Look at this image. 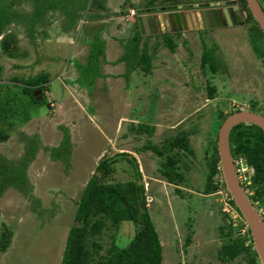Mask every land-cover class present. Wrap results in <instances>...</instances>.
Here are the masks:
<instances>
[{
    "label": "rangeland",
    "instance_id": "1",
    "mask_svg": "<svg viewBox=\"0 0 264 264\" xmlns=\"http://www.w3.org/2000/svg\"><path fill=\"white\" fill-rule=\"evenodd\" d=\"M143 1H137V6L141 7ZM17 8L31 10L27 3ZM63 19L58 11L49 13L48 23L36 26L34 42L23 24L11 23L6 29L15 36L10 54L0 45L5 82L11 76L24 78L42 72L52 78L45 85L41 105H31L29 96L19 92L15 97L19 88L0 86L5 88L0 89V97H11L9 104L3 103L6 111L0 113V126L10 133L6 141L0 142V156L16 166L34 144L26 168L29 192L25 194L10 186L0 196V236L5 229L12 231L9 247L6 251L0 249V264H61L83 189L102 156L119 152L132 154L138 162L147 206L163 245V264H243V255L226 263L218 257L222 244L220 227L227 226V213L234 210L232 220L237 233L246 231L245 226L237 228L236 211L222 178L218 177L216 191L206 193L205 189L209 141L214 139L221 122L219 111L249 109L256 102L254 111L264 115V63L253 50L248 27L232 22L185 30L184 35L175 36L178 45L174 51L166 46L158 49L151 73L144 74L139 69L134 79L130 76L113 83L118 90L108 96L109 93L98 91L103 80L97 81L93 89L74 80L77 69L73 59L80 60L86 51L76 46L78 55L74 56L73 46L68 48L78 32L71 30L68 37L62 36ZM129 35L130 32L124 34ZM161 40L156 35L149 39L150 52ZM204 48L214 49L220 59V69L214 74H204L202 70ZM209 85L216 87L213 98L208 94ZM124 88L130 91L122 92ZM25 115L33 119L24 123ZM139 123L152 126V134L136 131ZM181 130L192 131L194 154L183 157L185 180L175 186L159 171L161 158L143 146L149 140L162 145ZM66 134L72 145L69 164L54 160L47 149L58 146ZM241 161H237L239 170ZM131 170L128 161L121 159L114 176L128 179ZM135 229L134 223L124 222L119 230L105 232V246L112 235L126 246ZM188 235L191 241L186 243Z\"/></svg>",
    "mask_w": 264,
    "mask_h": 264
},
{
    "label": "trees",
    "instance_id": "2",
    "mask_svg": "<svg viewBox=\"0 0 264 264\" xmlns=\"http://www.w3.org/2000/svg\"><path fill=\"white\" fill-rule=\"evenodd\" d=\"M203 1L212 0H144L142 7ZM259 1L264 8V0ZM97 2L98 0H0V35L3 34L0 45L2 50L9 55L12 43H14V34L6 32L11 23L23 24L31 41L34 42L36 26L47 24L49 13L58 11L63 14L62 27L70 29L82 18L83 13H86L87 17H92L89 11L95 8ZM235 2L239 9L246 13L244 25L248 27V34L255 54L264 63V33L248 8L246 0H235ZM21 3L29 4L31 10L24 12L18 9L17 7ZM75 4L77 7L74 6ZM123 12H125L124 8ZM156 36H160L162 40L155 43L153 52H150L149 49V39L152 35L146 36V40L142 41L144 36L138 30L126 41L124 44L125 51L120 59L125 61L129 71L137 68L146 74L151 73L154 66L153 59L158 49L161 46H166L174 51L178 45L175 36L180 37L181 32H160ZM98 46H100V41L95 37L88 61L85 65H79L82 70L79 81L92 84L93 79L98 76L96 69L100 53ZM220 66V59L216 56L214 49L204 48L201 57V67L204 74H207V71L214 74L220 69ZM85 76L86 79L83 80ZM51 80L50 74L42 72L24 78L11 76L6 83L0 66V86H4L6 89L19 88L20 91H15L14 96L16 97L18 92L26 97L29 96L28 102L31 105L42 104L43 96H45V85ZM38 89L42 91L39 96L35 94ZM215 92L216 87L209 85L208 94L210 98L214 97ZM10 101V96L9 98L7 96L0 97V113L6 111L7 107L4 104H9ZM255 105L256 102H252L251 110H255ZM234 111L236 110L225 113L220 110L218 115L221 122ZM30 117L31 115H25L24 121H28ZM132 125L134 128L135 125ZM218 129L214 134V139L209 141L211 153L207 157L209 172L206 193L216 191L220 184L218 177L222 178L217 148ZM65 131L67 130L65 129ZM136 131H146L152 134V126L139 123ZM9 134L7 129L0 126V142L6 141ZM191 134L192 131L181 130L175 136L167 138L162 145L149 140L143 146L144 149L152 150L161 158L159 171L167 182L175 186L185 180V173L182 169L183 157L187 154H194L190 142ZM230 145L233 158H245L248 166L252 168V187L257 190V195L264 193V131L255 124L240 123L231 131ZM71 146L69 135L66 134L58 146L47 147V149L54 160L61 159L69 164ZM33 151L34 144L32 143L27 149V155L16 166L8 163L0 156V196L10 186L23 191L25 194L29 192L26 168L32 159ZM121 159L128 161L132 168L131 177L124 180L114 176L116 164ZM221 182L223 188L226 189L223 179ZM229 202L239 217H242L234 200L230 198ZM143 203L144 207L142 206ZM227 216V226L220 227L222 244L218 249V257L221 263L230 262L237 256L243 255L245 259L243 264H259L260 260L254 249L250 229L247 228L244 233H237L230 214L227 213ZM124 222H131L136 226L135 233L129 243L122 246L118 236L112 235V240L105 246L104 233L113 228L119 230ZM237 226L243 227L244 224H237ZM11 237L12 231L5 229L0 236L1 251L7 250L11 243ZM190 241L191 235H188L186 243ZM163 259V245L147 206L146 187L142 182V173L136 158L128 152L102 156L77 201L74 222L68 232L61 264H163Z\"/></svg>",
    "mask_w": 264,
    "mask_h": 264
},
{
    "label": "crops",
    "instance_id": "3",
    "mask_svg": "<svg viewBox=\"0 0 264 264\" xmlns=\"http://www.w3.org/2000/svg\"><path fill=\"white\" fill-rule=\"evenodd\" d=\"M137 1L140 0H98L95 8L89 11L90 16L92 17H87V14L83 13L82 18L79 19L74 27H71L70 29H64L62 27V36L68 37L71 30H76L78 32L74 41L70 43L74 44L70 47V44H67L69 49L73 46L76 53L74 56L78 55L76 52V46L80 45V47L82 46L81 48L86 51L80 60H77V58L73 59L74 65L77 69V77L74 80L81 86L86 88L91 87L90 89H93L94 84L97 81L103 80L102 87L98 89V91H105V95L109 93L108 96H112L113 92L118 90V87L115 86L116 84L114 85L113 83L126 80L130 76L133 78L135 77L134 74L137 73L136 71H139L137 68L129 71L125 61L120 59L125 51L124 44L138 30L144 36L142 41L146 40V36H154L160 32H154L153 29H151V33H148L146 29L140 25L138 21V16L140 14L139 10L144 7H142V5L141 7H138ZM126 5H128L127 8L124 7ZM123 8L125 9V12H123ZM132 8L136 10L135 15H130V10ZM126 32H130V35L127 37L124 36ZM95 37L100 41V46H98L100 53L96 64L98 76L95 77V81H93L92 84L85 82L81 83L79 78L82 75V70L79 65H85L88 61V56L93 48L92 46ZM49 57L50 56H48V58ZM125 91L129 92L130 89L124 88L122 90V92ZM32 119L33 118L30 117L28 121H31ZM28 121H24V123Z\"/></svg>",
    "mask_w": 264,
    "mask_h": 264
},
{
    "label": "water",
    "instance_id": "4",
    "mask_svg": "<svg viewBox=\"0 0 264 264\" xmlns=\"http://www.w3.org/2000/svg\"><path fill=\"white\" fill-rule=\"evenodd\" d=\"M246 2L253 17L264 33V8L261 2L259 0H246ZM197 6L198 5H195L194 8ZM177 7L178 9L182 8L183 10L181 12H164V16L162 17L155 15L157 14V12L155 13V10L159 11L160 8H141L139 10L140 14L138 16V21L148 33H151V29L155 32L157 28L164 27V24L172 25L173 27L177 25L178 28L181 29L182 24L186 27V23H191L192 21L191 18L187 17L185 14V10L189 9L187 5ZM234 8L237 10V14H240L238 6H235ZM202 16L207 26V20L204 12H202ZM227 19L229 20L228 23L232 24L228 14ZM41 92L42 91L38 89L35 91V94H41ZM240 123L255 124L264 131L263 114L249 109H240L230 113L221 122L218 129L217 148L220 159V169L226 189L231 198L234 200L235 206L240 211L242 216L241 219L247 223L253 240L254 249L256 250L261 263L264 264V218L260 214L258 208L251 202L240 182L230 145L231 131ZM142 206H145L144 203Z\"/></svg>",
    "mask_w": 264,
    "mask_h": 264
},
{
    "label": "flooded vegetation",
    "instance_id": "5",
    "mask_svg": "<svg viewBox=\"0 0 264 264\" xmlns=\"http://www.w3.org/2000/svg\"><path fill=\"white\" fill-rule=\"evenodd\" d=\"M184 5H187V7L189 8L188 10H185V14L187 17H190L191 21H192L191 23H189V22L186 23L187 28L183 24L181 25L182 26L181 29H179L177 25L173 27L172 25L164 24V27L157 28L156 31L172 32V33L173 32L174 33L175 32H181V34H183L185 30H186L185 32H188V31H193V30L210 28L211 26L215 27V26L228 25L229 20L227 19V14L230 17L231 22H233L234 24H236V23L244 24V19L246 16V13L239 9V6L235 2V0H231V1L230 0H221L219 2H207L206 1V2H193V3H185V4H170V5L167 4L165 6H162V5L161 6H151V7H146V8L147 9L160 8L159 11L155 10V13L157 12V14H155V15L162 17V16H164L163 15L164 12H167V11L181 12L183 9L182 8L178 9L177 6H184ZM195 5H198V6L196 8H194ZM174 6H176V7H174ZM235 6H238V10L240 11V14H237V10H235V8H234ZM202 12L205 13L206 20H207L206 21L207 26H206V23L203 19ZM240 16H241V18H240ZM238 110H240V109H238ZM249 110H251V107L249 108ZM242 158H240L242 160L241 161V163H242L241 164V167H242L241 170H239V168H237L238 159H234L236 169L238 171L240 182H241L243 188L245 189L249 199L258 208L260 214L264 218V193H259L257 195V190L252 187L253 170H252V168H250L248 166L245 158H243V159ZM229 196H230V194H229ZM230 198H231V196H230ZM234 213L235 212L233 210L232 214H234ZM232 214H230L231 218L233 217ZM235 215H237V223L236 224H239V225L244 224V226L246 227V230H247V228H249L247 223L241 219L242 217H239L237 212ZM237 228H239V227L237 226ZM260 263H261V261H260Z\"/></svg>",
    "mask_w": 264,
    "mask_h": 264
},
{
    "label": "built area",
    "instance_id": "6",
    "mask_svg": "<svg viewBox=\"0 0 264 264\" xmlns=\"http://www.w3.org/2000/svg\"><path fill=\"white\" fill-rule=\"evenodd\" d=\"M136 14V10L134 9V8H132L131 10H130V15H135Z\"/></svg>",
    "mask_w": 264,
    "mask_h": 264
},
{
    "label": "clouds",
    "instance_id": "7",
    "mask_svg": "<svg viewBox=\"0 0 264 264\" xmlns=\"http://www.w3.org/2000/svg\"><path fill=\"white\" fill-rule=\"evenodd\" d=\"M222 179H223V176H222ZM228 195H229V193H228Z\"/></svg>",
    "mask_w": 264,
    "mask_h": 264
}]
</instances>
